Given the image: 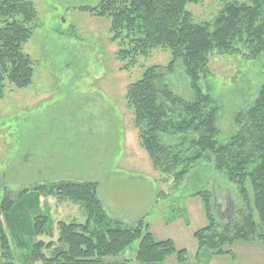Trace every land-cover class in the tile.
Listing matches in <instances>:
<instances>
[{
    "label": "rangeland",
    "instance_id": "rangeland-1",
    "mask_svg": "<svg viewBox=\"0 0 264 264\" xmlns=\"http://www.w3.org/2000/svg\"><path fill=\"white\" fill-rule=\"evenodd\" d=\"M100 1L32 0L37 21L24 46L32 62V81L25 89L6 84L0 99V201L4 197L14 200L23 189L63 180L96 183L110 218L125 225L143 221L156 241L171 240L177 251H185L184 262L173 254L165 264H205L211 255L197 250L193 233L208 222L201 200L193 195L212 191L215 214L229 225L239 221L233 208L240 209L241 201L224 173L209 163L195 165L177 188L153 169L140 145L125 93L147 67L166 65L169 54L154 50L123 70L117 44L111 41L109 18L79 10L93 8ZM243 1L202 0L187 9L195 23L209 22L226 2ZM207 69L199 87L219 109L217 141L225 144L236 133L235 116L247 109L264 85V53L257 60L211 54ZM166 84L181 99H192L180 66L166 77ZM161 142L167 145L175 140L164 135ZM247 190L252 200L249 184ZM42 201L32 205L30 218L49 214L54 224L85 222L78 205L52 197ZM257 234L264 235V225L258 224ZM137 247L134 242L119 259H134ZM14 250L21 253V249ZM245 253L238 252L239 264L253 258L246 255L240 260Z\"/></svg>",
    "mask_w": 264,
    "mask_h": 264
},
{
    "label": "trees",
    "instance_id": "trees-1",
    "mask_svg": "<svg viewBox=\"0 0 264 264\" xmlns=\"http://www.w3.org/2000/svg\"><path fill=\"white\" fill-rule=\"evenodd\" d=\"M201 1L101 0L93 8L79 10L109 18L111 41L117 44L123 70L154 50L168 52L166 65L147 67L139 80L127 86L126 104L140 145L153 169L167 177L164 182L171 179L177 188L195 165L204 162L223 172L234 186L242 204L240 209L233 208L239 221L221 228L212 208V191L195 195L208 222L193 233L197 250L219 256L229 253L226 245L264 238L257 234L258 224L264 225V85L247 109L235 116L236 133L220 144L219 109L210 96L202 94L199 83L208 75L211 54L241 55L248 60L261 57L264 0L226 2L212 21L195 23L187 6ZM36 21L32 0H0V99L6 84L16 89L31 84L32 62L24 46ZM176 66L189 82L190 101L181 99L166 84ZM164 135L175 143L163 144ZM49 197L80 206L85 222L54 224L49 214L27 215ZM134 242H138L134 259L120 260ZM173 254L185 261L184 250L177 251L171 240L156 241L143 221L125 225L110 218L96 183L63 180L23 189L14 200L4 197L0 201V264H165Z\"/></svg>",
    "mask_w": 264,
    "mask_h": 264
},
{
    "label": "crops",
    "instance_id": "crops-1",
    "mask_svg": "<svg viewBox=\"0 0 264 264\" xmlns=\"http://www.w3.org/2000/svg\"><path fill=\"white\" fill-rule=\"evenodd\" d=\"M196 194H194L193 196H195ZM215 195H217V193H215ZM217 220L220 225H227V223H224V221L220 220L219 218H217ZM235 243L241 245H237V247H235ZM225 248L227 249V251H229V253L219 256H212L210 252L206 251L205 253L210 254L211 258L205 264H239L240 261H238V252H241L242 254L243 250H245L246 253L240 256V260H242V258L247 255L248 257H253L251 258V260H249L248 258L247 264H264V238L262 239V241L257 238L256 240H251L249 242H234L232 244L226 245ZM259 260L260 262H258Z\"/></svg>",
    "mask_w": 264,
    "mask_h": 264
},
{
    "label": "flooded vegetation",
    "instance_id": "flooded-vegetation-1",
    "mask_svg": "<svg viewBox=\"0 0 264 264\" xmlns=\"http://www.w3.org/2000/svg\"><path fill=\"white\" fill-rule=\"evenodd\" d=\"M231 212V210L229 211V213ZM228 216H229V214L227 215V216H225V218L228 220Z\"/></svg>",
    "mask_w": 264,
    "mask_h": 264
}]
</instances>
